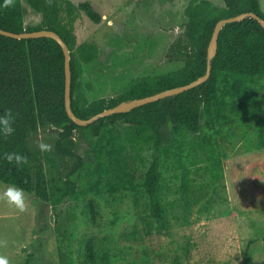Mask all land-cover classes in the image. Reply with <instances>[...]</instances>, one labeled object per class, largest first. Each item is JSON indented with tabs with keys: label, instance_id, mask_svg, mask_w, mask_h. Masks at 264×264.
Segmentation results:
<instances>
[{
	"label": "rangeland",
	"instance_id": "374dc122",
	"mask_svg": "<svg viewBox=\"0 0 264 264\" xmlns=\"http://www.w3.org/2000/svg\"><path fill=\"white\" fill-rule=\"evenodd\" d=\"M68 1L77 7V42L98 48L91 62L78 65L74 97L81 111L105 106L137 76L178 75L192 67L191 59L169 56L172 43L185 39L184 9L190 0H88L99 22L79 10L85 0ZM211 1L224 6L223 0ZM259 2L264 13V0ZM14 4L22 10L24 26L39 25L41 15L25 0ZM242 103L233 121L203 126L201 134L171 122L161 127L162 220L149 215L142 185L157 153L145 148L133 158L132 151L120 148L137 113L104 116L99 134L76 128L70 146L84 162L78 169L76 156L56 152L59 127L44 124L29 131L26 142L36 157L32 173L40 162L49 199L25 191L24 213L0 201V240L7 242L0 255L9 264H83L86 241L95 237L109 264H264V147L258 145L264 76L251 78ZM41 140L52 151L41 152ZM94 160L111 165L101 178ZM70 176L85 195L53 205L57 187ZM8 186L14 185L0 181V191ZM88 200L99 206L96 224L85 213ZM135 226L136 237L127 238Z\"/></svg>",
	"mask_w": 264,
	"mask_h": 264
},
{
	"label": "trees",
	"instance_id": "16d2710c",
	"mask_svg": "<svg viewBox=\"0 0 264 264\" xmlns=\"http://www.w3.org/2000/svg\"><path fill=\"white\" fill-rule=\"evenodd\" d=\"M223 1L224 6L215 5L211 0H190L186 5L184 12L188 19L184 29L185 39L179 37L172 43L169 56L191 59L192 67L187 72L137 76L116 97L110 98L105 106L97 105L84 111L78 109L74 97L78 86V65L80 61L91 62L97 56L98 48L93 43L77 42L74 32L76 5L68 0H25L33 12L41 15L38 26L26 27L22 21V10L15 4L5 8L4 0H0V27L15 32L49 28L60 34L70 50L71 106L75 114L87 118L122 100L146 96L202 75L206 70L207 45L214 25L220 18L244 11H253L264 18L259 0ZM78 6L93 22L100 21V14L88 0L80 2ZM254 76H264V27L257 18L248 16L227 22L221 27L217 51L211 60L210 75L204 82L177 94L136 106L129 112L109 114L127 117L130 112L137 113L136 117L129 120L128 129L122 136L121 149L132 151L133 158L139 157L145 148L157 153L146 170L142 184L150 216L162 220L166 212L158 156L165 152L161 127L171 122L201 134L203 126L216 127L233 121L232 113H242V98ZM64 80V53L55 39L46 36L13 38L0 34V114L11 109L15 128L12 136H0V181L26 192H34L47 200L49 195L40 162H37L35 173H32L31 160L36 157L26 142L28 132L44 124L59 127L56 152L60 156H76L75 167L78 169L84 162L70 146L73 131L88 127L99 134L105 118L99 117L98 122L86 125L71 120L64 106ZM228 97H231V102L227 100ZM258 145L264 147V116L259 120ZM116 151L119 157L120 151ZM6 152L26 156L28 164H9L3 158ZM93 167L101 178L103 170L108 171L111 165L94 160ZM70 179L71 176L57 187V193L51 198L53 205L65 197L76 199L85 195L86 190H81ZM84 210L92 223H98L99 206L96 201L88 200ZM135 233H138L137 226L125 236L136 237ZM107 260L101 243L95 237L88 238L82 263L109 264Z\"/></svg>",
	"mask_w": 264,
	"mask_h": 264
},
{
	"label": "water",
	"instance_id": "95a60500",
	"mask_svg": "<svg viewBox=\"0 0 264 264\" xmlns=\"http://www.w3.org/2000/svg\"><path fill=\"white\" fill-rule=\"evenodd\" d=\"M248 16L257 18L258 21L261 23V25L264 27V18L257 16L253 11L240 12V13H237L231 16L220 18L219 20L216 21L214 28L212 30L208 45H207L206 70L202 75L196 77L195 79L187 83L169 87V88L157 91L155 93H152L146 96L135 97L129 100H122L116 105L105 108L87 118L78 116L77 114H75V112L72 109L70 50H69L68 45L66 44V42L63 40V38L60 36L58 32H56L55 30L49 29V28H39V29H34V30H24L21 32H15V31H11V30L0 27V34L10 36L13 38H31V37L46 36V37H51L55 39L60 44L63 50V53H64V74H65L64 106H65V110L68 116L71 118V120H73L75 123L79 125H86L88 123L93 122L95 119L99 117H103V116H106L112 113L129 111L136 106L158 100L165 96L177 94L181 91L187 90L189 88H192L204 82L210 75L211 60L217 51V39H218V34H219L221 27L227 22L237 21V20L243 19Z\"/></svg>",
	"mask_w": 264,
	"mask_h": 264
},
{
	"label": "clouds",
	"instance_id": "9594fccd",
	"mask_svg": "<svg viewBox=\"0 0 264 264\" xmlns=\"http://www.w3.org/2000/svg\"><path fill=\"white\" fill-rule=\"evenodd\" d=\"M14 5V0H4L3 7L8 8ZM14 116L11 109L0 114V136L7 138L15 133ZM41 152L52 151V145L41 142L37 145ZM4 160L9 164L22 166L28 164L26 156L16 152H6L3 155ZM0 201H3L10 207H13L19 213H24L28 210V197L25 191L16 186H8L0 191ZM6 241L0 240V247L6 246ZM0 264H9L7 257L0 255Z\"/></svg>",
	"mask_w": 264,
	"mask_h": 264
}]
</instances>
